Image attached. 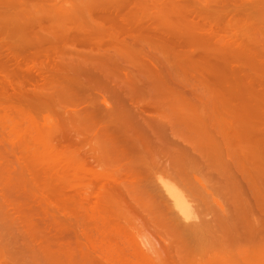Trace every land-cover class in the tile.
<instances>
[{
	"label": "rangeland",
	"instance_id": "obj_1",
	"mask_svg": "<svg viewBox=\"0 0 264 264\" xmlns=\"http://www.w3.org/2000/svg\"><path fill=\"white\" fill-rule=\"evenodd\" d=\"M191 1L187 0V4L183 3L186 6L189 4V10L185 8L188 12L193 13V9L198 11L197 5L200 6L202 3L205 4L202 13H205L206 10L208 15L211 16L218 13L223 0L215 1L216 8L211 7L215 6L214 0H210L209 4V0H201V3L200 0H193L194 4ZM235 1L232 0L230 3V0H228L227 3H230L228 5L224 0V4L228 5L227 9L222 7V14L218 13L219 15H227L223 17V22L224 19H229L227 20L228 23L225 20L226 23L223 24V22L220 23L221 18L219 25L223 24V28H229L235 21L234 18L238 21L237 15L248 12L249 16L251 10L253 12V10L259 9L260 13L258 11L255 12L256 14L253 12L256 15V22L261 19V23L264 21V2L262 0H251L252 4L250 1L243 0L245 1L243 5L250 3L252 7L249 5V8L245 11L239 9L241 13L235 12L238 9L236 5L239 4L235 5ZM238 1L241 2V0ZM64 3H67L69 8L70 3L64 0H50L47 5H54V7L60 5L59 9L63 10L62 7H64V10H67L68 8L66 9ZM232 3L235 6L231 5ZM92 5L96 7V4ZM243 7L242 9H244ZM87 8H89L88 5ZM191 13L188 14L191 15L190 19L194 16ZM229 13L232 15L230 16ZM198 14L196 13V15ZM139 16H144V14H139ZM252 16L249 18L252 19ZM186 18L190 22L189 17L186 16ZM186 18L184 19L186 20ZM245 18L248 17L245 16ZM245 18L243 19L245 22L249 21V18L248 20ZM185 20L177 23L181 25L180 28L185 25L186 28L188 27L189 22ZM210 23L215 24L213 20ZM258 23L254 22L253 25L256 24L257 26ZM253 25L251 24L250 27ZM191 27H188L187 31ZM174 29L176 28L174 27ZM239 31L241 30L238 28L236 35H239ZM260 31L264 34V29ZM250 32L249 36H251ZM257 32H259L258 29ZM259 33L256 34V37L261 35ZM194 37L191 36L190 39H194ZM195 41L197 43L192 40L190 46H192L191 49L196 50L199 40L195 39ZM210 41L211 46L213 42ZM158 51L159 55L161 54L160 51L163 52V50ZM155 52L157 54V51ZM195 53L194 51L193 56H197L198 53ZM196 60L198 59L196 58ZM196 63L197 65L190 67L192 73L187 72L189 76L192 77L193 74L195 76L192 77L193 79H187L186 68L185 71L180 68V64L183 66L182 62H178L172 57H165L162 63L164 68L160 67L161 74H154V81H152L173 80L176 81L175 83L179 81L176 86L179 85L183 91L184 89L187 91V93L186 91L182 93L180 100L186 102L185 96L188 97L190 93L187 102L194 100L193 103L196 102L197 105L204 107L202 111L197 113V116L203 114L201 115L203 117L200 118H204L206 117L204 111H208L206 115L213 118L212 122L215 119L218 121L216 123L217 131L223 133L224 128L228 130L227 126L232 127L234 125L237 112L227 113L225 107L208 105L210 101L204 100L201 95L199 96V88L205 78L204 75L200 74L199 63L197 61ZM166 64H170V67ZM185 66L187 67V65ZM168 68H171L172 71H167ZM6 75V79H8L9 75ZM11 76L10 78H14L13 75ZM202 76L204 80H201V82ZM2 82L0 83L4 85L6 81ZM150 82L151 79L149 80V86H147L149 89L147 95L141 96L142 102H162L164 98L154 92ZM28 86L26 90H28ZM66 87L65 84L53 87L58 98H60L59 96L62 95ZM196 88L199 89L198 92ZM208 89L215 90L214 87ZM46 93L48 94V92ZM97 95L99 100L96 101V104L100 107L98 105L94 107L89 99L77 102V107H75V104L72 106V102L64 104V101L60 99L56 101V104H53L57 105L58 102H62V104L57 106L50 104L53 105L51 108L49 104L48 106L43 104L45 101L41 102L44 98L39 100L42 104L36 98L25 99L24 102L22 101L23 103L13 99V103H17L15 105L10 102V99H6L5 102L1 97L0 264H264V239L261 237V235L264 237V205L256 199L255 192L253 193L254 196L252 195V190H255L254 187H256L255 184L252 186L247 185V180L251 175L258 171L264 172V165L252 163L250 166L253 165V168H250L249 163H245V168L248 167L251 170H249L250 174H252L250 175L248 169H246L248 177L245 174L239 175L238 180L240 183L239 185L234 184V186L230 181L229 173L226 174V171H224L221 172V175L216 174L214 170L210 173L211 169L207 170L208 168H205L204 165L206 164L203 161V164H199V160H195L196 157L193 158L194 160L190 159L191 161L187 159L188 162L183 160L182 164L177 162L178 164L175 163L174 166L173 156L175 154L172 156L171 148L170 150L168 148V151L165 147V149L158 147L160 150H157L152 146L153 150L149 152L147 150L146 153L141 151L145 146L142 145L139 154H137V150L135 152V149L132 148V150L131 147H126L121 143L119 146L122 148H119L117 143L121 141V135L123 134L116 128L117 124L124 119L120 118V114L124 113L126 106L110 102V99H104L101 95ZM173 99L175 100L177 97ZM27 101L32 102L27 103ZM86 101L90 110L88 115L81 116V114L77 115L75 111H72L74 108L75 110L79 108L77 112L80 113L84 110L85 113L84 108L87 109ZM198 101H200V104H198ZM120 105H123V107ZM54 107L63 109L59 111V114L62 112V115L59 116L58 109L56 110ZM250 107L246 106L244 109L248 110ZM98 108L102 109L101 112L96 110ZM113 108L115 112H113ZM68 109L77 117L74 116L73 118L72 116V119L70 116V120L68 116L73 114L66 113ZM54 112L58 115H54ZM78 116L80 117L78 118ZM245 123L249 128H254L258 123H261V120L246 119ZM220 124L221 131L218 128ZM262 124H264V121ZM113 126H116L114 131H116V134L118 133L117 137L113 133ZM234 128L231 130H234ZM69 130L71 131L69 132ZM73 130L78 132L76 133ZM81 130L83 133H81ZM66 131L67 134H65ZM63 133L65 136L67 135L65 138L62 136ZM233 133L235 134V132ZM81 134L83 137H81ZM72 137L73 140H83L84 145L82 141L81 144L77 141L78 147L76 141V145L73 142L74 145H70L68 142L72 140ZM114 137L116 138L114 139ZM229 137L231 136L229 135ZM117 138L118 140H116ZM232 138L234 136L231 137L233 141ZM86 139L88 140L85 143ZM115 143L117 144L116 149L114 148ZM241 146L243 145L241 144ZM244 147L246 148L245 145ZM123 148H126V150ZM234 148L235 145L228 144L223 146L222 149L223 151L228 150V152L233 150L230 152L235 154L238 147ZM254 148H258L260 152L264 150V141L255 146L253 145L249 151H253ZM78 149L82 151H78ZM92 149L95 158L92 156ZM113 149L115 151L120 150L115 153ZM96 151L99 153L97 154L98 158L96 157ZM167 151L169 156L171 154V157H167ZM77 152L80 157H78ZM84 153L85 159L82 156ZM86 153L88 155L90 153L91 156H86ZM246 154L245 150L244 156ZM159 155L162 156H160V160ZM97 159L99 161H96ZM182 159H185V157ZM157 160L162 161L158 164ZM156 161L158 165H156ZM171 162L173 166H171ZM169 163L173 168L169 166ZM185 171H188V173ZM185 174H188V176L186 177ZM248 183L250 184V180H248ZM165 184L171 186L173 191L182 198L185 209L173 206V200ZM260 185L263 187L262 183ZM251 197L255 202L251 201ZM236 200L237 202H235ZM261 217H263L262 220H260Z\"/></svg>",
	"mask_w": 264,
	"mask_h": 264
},
{
	"label": "bare ground",
	"instance_id": "obj_2",
	"mask_svg": "<svg viewBox=\"0 0 264 264\" xmlns=\"http://www.w3.org/2000/svg\"><path fill=\"white\" fill-rule=\"evenodd\" d=\"M49 1L0 0V82L2 80L3 82L6 81L4 85L0 83V102L2 101L1 97H3L4 101L10 99L12 103L13 99L23 103L25 99L36 98L39 101L41 98H44L41 102L45 101L43 104H47V106L49 104V107L51 106L52 108L53 103L56 104V101L60 99L64 101V104L66 102H72V106L75 104V107H77V102L89 99V102L96 107L95 105H98L96 101L99 100L97 94H99L104 99H110V102L120 103L126 106L124 113L120 114V118L124 119L117 124L118 126L116 128L123 134L121 135L122 139L120 138L121 141L116 142L118 146L121 143V145L131 147L130 149H135V152L137 150V154H139V149L141 150L142 145L146 146L142 148L143 150L141 151L143 152L147 150L149 152L153 148H157L158 150V147L162 149L165 147L167 150L171 148L172 156L175 154L173 156L175 162L171 158L174 166L177 162L182 164L184 162L183 160H194L196 157L195 160H199V164H203V161L207 165H204L205 168H208L207 170L211 169L210 173L213 170L216 174H221L224 171H226V174L229 173L228 175L233 185H239V175L245 174L248 177L247 172L250 169L248 167L245 168V163H249L250 168H253V165L250 166L252 163L264 165V150L260 152L258 148H254L253 151H249L253 145L255 146L264 141V124H262L264 121V34L262 32L263 30L260 31L264 29V24H262L264 21L261 23V19L256 22L255 12L258 11L260 13L259 9L256 11L253 10L255 14L252 10L249 11L250 15L251 13L254 15H251L252 19L249 18L251 16H248V12L243 15H237L239 18L238 21H241L238 22L234 18V25L232 24L226 29V27L223 28V24L229 19L226 18L223 22V17L227 15H219L218 13L220 12L222 14L223 11L221 9L225 7L227 9V6L230 5L232 0H230L229 4L227 3L228 0H225L228 5L224 4V0H220L222 1L223 8L220 7L218 13H214L211 16L208 15L206 10L204 11L206 14L202 13L205 4L203 5L201 0L200 6L202 8L196 2L198 11L195 9L192 11L190 7V10L194 14L185 9L187 8L189 10V4L187 6L183 5L187 0H64L70 3L69 8L67 7L68 4L64 3L66 9L68 8L67 10H64L65 8L62 7L63 4L61 6L63 10L59 9L60 5L57 7H54V5L48 6L47 3ZM236 1L234 2L235 5L239 3L236 5L238 8L235 10L236 13H241V10H247L250 3L252 4L251 0H246V2L250 1V3H245L244 5L243 2L245 1L241 0L242 3L238 0ZM191 2L194 4L193 0ZM262 2L264 1L262 0ZM92 4H96V7ZM214 4L215 6H211L212 8H216V2ZM87 5L89 8H87ZM241 5L242 7L244 6V9H242ZM250 6L252 7V5ZM189 13L196 17L193 19V16L190 19L191 15H188ZM196 13L199 14L196 15ZM139 14H144V16H139ZM186 16L189 17L191 23ZM245 16L249 18V21L245 22L243 20ZM248 18L245 19L248 20ZM182 20L189 22L187 24L188 27L192 26L188 31L186 25L180 28L181 25L177 24ZM211 20L214 21V25H212L213 22L210 23ZM219 21L220 23L223 22V24L219 25ZM250 22L252 25L254 22L258 23V25L256 26L255 24L250 27ZM238 28L241 31H239V35H236ZM257 29L260 33L257 32ZM255 31L261 35L256 37L257 33H254ZM249 32L251 36H249ZM191 36L194 39H190ZM195 39L199 40L196 50L194 48L191 49L192 46H190L192 40L197 43ZM210 40L213 42L211 43L212 47L209 43ZM260 42L261 44H259ZM158 50H163V52L160 51L163 54L159 55ZM155 51H157V54ZM194 51L198 53L197 56H193ZM165 57H172V59L182 62L183 66L180 64V68L182 71L186 68V71L184 70L185 74L187 72L192 73L190 67L197 65L196 61L199 63L198 68L200 69V74L204 75L205 78L204 80L202 76V79H200V81L204 80L203 82L201 81L200 90L196 88L197 92L199 90V96L201 95L204 100L210 101L209 104L204 101L208 105L225 107L227 113L237 112L232 127L227 126L228 130L224 128L223 133H219L216 125L218 121L215 119L216 122H212L213 118H209V115H206L208 111H204V116H206L204 118H200L203 117L201 116L203 114L197 116V113L202 111L204 107L197 105L196 102L193 103L194 100L192 101L191 99L192 102H187L190 93L188 97L185 96L186 102H182L184 101L182 99V101L180 100L182 93L186 89L183 91L179 85L176 86L179 84V81H177L178 83H175L176 81L174 82L173 80H157L153 82L154 74L159 75L162 72L160 71V67L164 66L162 63ZM184 65H187L188 68L186 66L184 67ZM167 66L170 67V64ZM168 70L170 72L172 71L171 68H168ZM197 72L199 73V71ZM6 74L9 75L8 79H6ZM11 75L14 78H10ZM187 75L189 77L187 79L195 76L193 74L191 77L189 73ZM149 78L151 79L150 83H152L150 85L151 88L157 95H161L164 98L162 102H142L141 96H146L147 90L149 91L147 88L149 86ZM61 84H65L67 87L64 90L65 92L63 91L62 95L59 96L60 98H58L53 87ZM27 86L28 90H26ZM209 87H214L215 90H209ZM45 89L48 90L46 91ZM51 91L53 94L50 93ZM63 95L65 96L63 97ZM176 97L177 99L174 100L173 98ZM202 98L201 100H203ZM200 101H198V104H200ZM10 102L7 101L8 104ZM13 104L16 105L17 103ZM58 104L61 105L62 102H58ZM86 105L87 109L84 108L85 113L84 110L80 113L77 112L79 108L76 110L75 108L74 110L71 108V110L73 112L75 111L77 115H88L90 110L87 101ZM203 105L205 106V104ZM98 106L100 107V105ZM120 106L123 107V105ZM246 106L251 107L247 110L244 109ZM54 108L56 109V107ZM59 108H57L58 114L61 110ZM101 108L104 110L103 107ZM98 109L96 110L101 112L102 109ZM71 110L68 109L66 113L71 114ZM107 113L109 112L107 111ZM56 114L54 112V115ZM60 114L62 115V112ZM72 114L68 116L70 120L72 116L73 118L74 116L75 118L77 117L74 113ZM245 118L248 120L253 118L260 119L261 123H258L254 128L250 127V129L245 123ZM115 127L113 126V131ZM218 128L220 131L222 130L221 124ZM233 128L234 130H231ZM70 129L72 130V128ZM76 130L73 131L77 133L78 131ZM64 133L62 136L65 138L67 135L65 136ZM81 133H83L82 130ZM65 134H67V131ZM229 135L231 137L234 136L232 138L233 141ZM62 136L61 138H63ZM81 137L80 139H82ZM75 141L76 143L77 141L78 143L80 142V144L82 141L84 145L83 140H73V137L68 143L74 145ZM116 143L114 144V148H117ZM228 144L235 145L234 149L238 147L237 152L234 150L236 152L235 154H233L234 152H230L233 150H229V152L228 150L223 151V146ZM152 146L154 147L152 148ZM244 149L247 152L245 156ZM80 150L78 149V151ZM117 150L113 152L116 153L118 152ZM168 151L167 157H171V154L170 156L168 155ZM161 152L163 151L161 150ZM91 153L92 156L95 155H93V149ZM200 153L201 155H199ZM97 154L99 153H96V157ZM77 155L80 157L79 153ZM84 155L85 153L82 154V156ZM89 155L91 156L90 153ZM89 155L86 153V156ZM82 156V160L86 158L85 156L82 158ZM184 157L185 159H182ZM245 159L248 160L245 161ZM159 160H157L158 164L162 161ZM96 161H99V159ZM157 161L156 165H158ZM171 163H169V166ZM171 166H173V163ZM188 171L185 172L188 173ZM219 174L217 175L218 177L220 176ZM248 180H250V184ZM248 180V186L255 184L257 187H254L255 190H252V195L255 192L256 199L264 205V172H255ZM260 183L263 184V187H261L262 185ZM165 187L173 200V206L175 208L185 209V203L182 201V198L168 184H165ZM251 201L254 200L252 199ZM261 237L264 239L263 235Z\"/></svg>",
	"mask_w": 264,
	"mask_h": 264
}]
</instances>
